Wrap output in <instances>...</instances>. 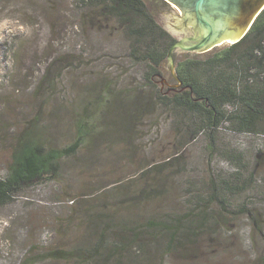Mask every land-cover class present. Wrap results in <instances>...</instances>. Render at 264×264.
<instances>
[{"label": "rangeland", "instance_id": "obj_1", "mask_svg": "<svg viewBox=\"0 0 264 264\" xmlns=\"http://www.w3.org/2000/svg\"><path fill=\"white\" fill-rule=\"evenodd\" d=\"M77 1L0 0V176L26 134L45 148L79 141L74 154L60 160L55 178L0 207V264H73L47 255L95 243L88 209L130 225L181 215L212 177L234 183L232 175L248 178L249 172L246 190L225 195L227 210L215 203L214 220L201 227L196 242L167 257L147 249L145 264H264V232L257 228L264 224L262 138L233 135L224 123L213 141L200 134L182 146L189 132L151 96L179 91L176 61L201 59L231 43L222 40L200 52L175 48L173 62L167 57L160 64L151 86L123 29L111 19H84L88 11ZM143 2L180 42L185 33L169 25L174 15L183 18L176 8L162 0ZM82 122L92 130L79 140ZM170 158L171 165L140 175Z\"/></svg>", "mask_w": 264, "mask_h": 264}, {"label": "trees", "instance_id": "obj_2", "mask_svg": "<svg viewBox=\"0 0 264 264\" xmlns=\"http://www.w3.org/2000/svg\"><path fill=\"white\" fill-rule=\"evenodd\" d=\"M77 2L78 9L88 11V17L83 14L84 19L91 22L98 17L111 19L123 29L131 41L130 55L147 66L145 79L154 86L151 79L159 73L158 68L175 40L157 24L143 0ZM175 73L181 82L179 91L169 95L158 90L151 96L170 109L178 126L189 132L182 146L200 134L213 141L224 123L228 133L251 139L257 136L264 141V8L240 40L201 59L176 61ZM87 124H80L79 140L92 130ZM78 143L76 140L61 149L45 148L39 139L26 134L14 150L5 175L0 176V207L9 204L23 190L55 178L60 160L73 155ZM208 146L213 149L212 144ZM179 158L176 155L173 160ZM171 162L170 158L150 165L140 175H150ZM231 178L234 183L212 177L205 185L206 190H198L191 196L188 210L181 215L164 213L130 225L126 221L112 220L111 216L97 218L100 211L88 209L87 222L96 230L95 243L67 250L52 249L47 258L74 260L73 264H145L149 260L147 249H154L163 257L172 255L185 243L196 242L201 227L214 220L215 203L227 210L229 205L225 195L246 190L252 173L249 172L248 178L238 175ZM257 228L264 232L263 223H257ZM155 264L164 262L159 259Z\"/></svg>", "mask_w": 264, "mask_h": 264}, {"label": "water", "instance_id": "obj_3", "mask_svg": "<svg viewBox=\"0 0 264 264\" xmlns=\"http://www.w3.org/2000/svg\"><path fill=\"white\" fill-rule=\"evenodd\" d=\"M178 1V0H177ZM170 0L178 13L169 20L173 31L185 36L170 47L167 57L172 60V51H204L222 40L234 43L240 40L251 23L264 8V0ZM178 84L181 82L176 76Z\"/></svg>", "mask_w": 264, "mask_h": 264}, {"label": "flooded vegetation", "instance_id": "obj_4", "mask_svg": "<svg viewBox=\"0 0 264 264\" xmlns=\"http://www.w3.org/2000/svg\"><path fill=\"white\" fill-rule=\"evenodd\" d=\"M162 1L166 2L167 4H170V0H162ZM177 2L180 4L182 3V5H185L181 0H178Z\"/></svg>", "mask_w": 264, "mask_h": 264}]
</instances>
